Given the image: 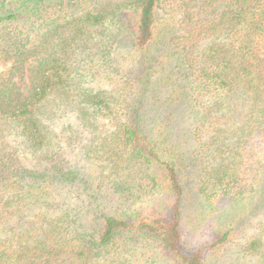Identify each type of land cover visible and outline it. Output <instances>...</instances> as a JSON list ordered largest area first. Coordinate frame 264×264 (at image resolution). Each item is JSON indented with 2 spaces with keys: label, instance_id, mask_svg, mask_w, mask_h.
<instances>
[{
  "label": "trees",
  "instance_id": "obj_1",
  "mask_svg": "<svg viewBox=\"0 0 264 264\" xmlns=\"http://www.w3.org/2000/svg\"><path fill=\"white\" fill-rule=\"evenodd\" d=\"M262 50L264 0H0V264H264Z\"/></svg>",
  "mask_w": 264,
  "mask_h": 264
},
{
  "label": "rangeland",
  "instance_id": "obj_2",
  "mask_svg": "<svg viewBox=\"0 0 264 264\" xmlns=\"http://www.w3.org/2000/svg\"><path fill=\"white\" fill-rule=\"evenodd\" d=\"M127 48L122 47L121 53H120V61L122 62L123 59L127 56L125 51ZM123 50V51H122ZM261 56L264 58V50L261 51ZM76 116L75 113H73L72 110H64V111H57L48 121L47 126L48 128L56 134L57 137H60L62 139V145L65 148V141L66 135L72 131L73 128L76 127ZM76 138L72 139L73 144L72 146L65 148L66 156L74 162L76 165H82L86 167V161L81 160V148L84 143L88 142L87 138L88 135L85 132H81L77 130L75 132ZM8 141V140H7ZM9 143V142H8ZM14 149H17V151L20 154V157L30 159V154L24 150L22 147H16ZM32 162L29 164L31 166ZM76 165V166H77ZM79 167V166H77ZM80 191V190H79ZM61 194L63 196H67L71 198V202L75 204V199L79 198L78 191L77 190H62ZM192 218L196 220L194 213H190ZM190 216V218H191ZM264 221V214L259 215H251L249 217V221H247L245 224H248L247 228L243 231H241V236L244 234H247L249 236H252L260 229V223ZM197 222V221H196ZM260 226V227H259ZM240 228H242L240 226ZM241 230V229H240ZM239 230V231H240ZM247 238V237H246ZM245 238V239H246ZM250 238V237H249ZM240 249V250H239ZM248 256V254H244L242 251V240L239 238L238 234L233 241L226 245L223 249H221L219 252L212 253L209 258L210 264H252V260H246L243 256ZM250 257V256H248ZM153 264V263H152Z\"/></svg>",
  "mask_w": 264,
  "mask_h": 264
}]
</instances>
